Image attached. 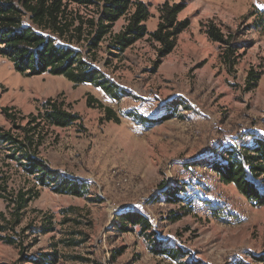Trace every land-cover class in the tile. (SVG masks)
Listing matches in <instances>:
<instances>
[{
    "label": "rangeland",
    "instance_id": "obj_1",
    "mask_svg": "<svg viewBox=\"0 0 264 264\" xmlns=\"http://www.w3.org/2000/svg\"><path fill=\"white\" fill-rule=\"evenodd\" d=\"M140 1L149 33L165 1L185 5L177 19L188 26L163 58L148 36L120 53L101 44L92 64L123 91L117 101L92 84L20 74L0 55V128L11 126L4 108L27 116L49 98L78 116L68 127H50L38 147L57 183L39 186L14 161L0 160V213L12 223L0 236L15 241H0V264H264L257 260L264 256V206L205 166L231 146L264 139V1ZM210 26L227 44L208 37ZM72 45L87 56L84 41ZM95 101L120 122L107 121ZM65 181L82 183L81 195L59 190ZM30 188L37 195L13 226L15 207L3 197ZM154 243L177 259L155 254Z\"/></svg>",
    "mask_w": 264,
    "mask_h": 264
},
{
    "label": "trees",
    "instance_id": "obj_2",
    "mask_svg": "<svg viewBox=\"0 0 264 264\" xmlns=\"http://www.w3.org/2000/svg\"><path fill=\"white\" fill-rule=\"evenodd\" d=\"M70 5L84 8L88 14L80 16L78 9L75 12L69 10ZM184 8L181 2L165 1L159 9L157 28L149 33L144 25L149 12L140 0H0V55L8 58L13 69L20 74H50L62 76L75 85L92 84L117 101L125 96L123 91L109 82L101 70L92 64L101 44L107 41L109 52L120 53L148 36L150 41L159 45V56L163 58L174 49L177 37L188 26V22L177 19ZM126 14H129L127 24L120 32L113 34L114 24ZM207 34L212 41L227 44L214 27L210 26ZM81 41L85 43L86 57L72 45ZM252 78L255 82L257 77ZM95 102L104 109L107 121L120 122L110 107ZM3 113L11 126L8 129L0 128V155L3 154L0 160L14 161L24 174L33 176L39 186L57 183L58 174L50 171L38 156V147L50 127H68L78 120V116L66 110L63 103L51 98L45 100L35 113L27 116L18 115L10 108H4ZM130 116L136 117L142 124L151 123L145 117ZM205 164L218 174L223 184H232L252 204L264 206V139L254 138L239 150L231 146L220 152L211 163ZM59 187L62 192L80 196L85 186L65 181ZM3 190L5 192L6 189ZM36 195V189L30 188L3 197L15 207L13 226L19 224L18 214L26 207L30 197ZM126 218L144 231L150 228L142 217L135 219V216L127 215ZM10 223L0 213V232L5 230L3 224ZM0 241L15 244L9 236H0ZM153 246L155 254H168L174 259L178 257L175 252L162 249L158 244L154 243ZM257 260L264 263V256Z\"/></svg>",
    "mask_w": 264,
    "mask_h": 264
}]
</instances>
